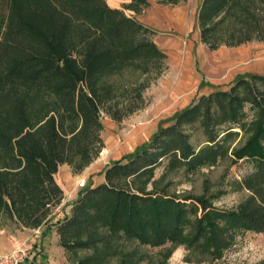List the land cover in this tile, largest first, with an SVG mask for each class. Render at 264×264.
Segmentation results:
<instances>
[{
    "label": "trees",
    "instance_id": "trees-1",
    "mask_svg": "<svg viewBox=\"0 0 264 264\" xmlns=\"http://www.w3.org/2000/svg\"><path fill=\"white\" fill-rule=\"evenodd\" d=\"M148 2L131 0L127 8L138 12ZM196 9L198 37L209 49L264 40V0H200ZM153 32L106 0H0V214L18 227L54 228L63 249H93L74 264L101 262L97 244L113 237L149 246L183 243L215 257L235 232H264V74L258 73L195 96L148 142L113 160L104 180L80 189L58 216L64 196L54 178L58 168L67 163L81 170L98 155L102 112L120 121L134 110L113 101L102 76L126 66L160 71L166 55ZM246 104L255 111L250 121ZM195 123L205 132L204 147L191 144L184 129ZM231 124L247 134L231 155L256 163L245 181L253 194L239 209L145 188L163 161L170 169L194 170L226 154V140L237 135Z\"/></svg>",
    "mask_w": 264,
    "mask_h": 264
},
{
    "label": "rangeland",
    "instance_id": "rangeland-1",
    "mask_svg": "<svg viewBox=\"0 0 264 264\" xmlns=\"http://www.w3.org/2000/svg\"><path fill=\"white\" fill-rule=\"evenodd\" d=\"M106 1L111 7H119L150 26L154 31L151 38L164 51L166 58L160 71L143 73L126 66L102 76L100 82L109 84L115 92L113 101L119 106L134 105V110L123 115L120 121L102 112L103 148L98 155L81 170L75 171L67 163H62V169L58 168L54 174L56 182L63 184L69 178L71 185L70 196L64 193L56 207L59 217L63 216L64 204L74 201L80 189L102 182L103 171L113 160L148 142L158 128L171 123L175 114L195 96L207 95L215 89L224 90L239 74H264V40L253 39L237 46L223 44L215 49H209L200 41L194 23L200 0H185L176 5L149 0L147 6L138 12L127 8L131 0ZM244 112L245 121L255 117L249 104L244 106ZM230 126L237 135L226 140V154L194 170L183 166L170 169L163 161L155 167L152 177L144 184L145 188L149 190L155 185L180 198L202 195L220 209H239L253 194L245 181L255 173L256 163L247 157L233 158L231 149L240 147L247 134L235 124ZM184 129L191 144L197 148L206 146L205 132L198 123ZM81 180L85 181L83 186L79 185ZM98 232L107 233L104 228ZM0 236V254L20 249L24 244L31 246L26 251V264H74L94 253L91 248L63 249L54 228L18 227L4 214H0ZM97 249L104 256L96 264H260L264 262V232H235L229 246L215 257L199 253L183 243L149 246L125 236L113 237L106 245L99 242Z\"/></svg>",
    "mask_w": 264,
    "mask_h": 264
},
{
    "label": "built area",
    "instance_id": "built-area-1",
    "mask_svg": "<svg viewBox=\"0 0 264 264\" xmlns=\"http://www.w3.org/2000/svg\"><path fill=\"white\" fill-rule=\"evenodd\" d=\"M85 181L81 180L79 182L80 186H83ZM31 249L30 245H25L20 249H14L13 251L5 252V254H0V264H23L27 257V252Z\"/></svg>",
    "mask_w": 264,
    "mask_h": 264
},
{
    "label": "crops",
    "instance_id": "crops-1",
    "mask_svg": "<svg viewBox=\"0 0 264 264\" xmlns=\"http://www.w3.org/2000/svg\"><path fill=\"white\" fill-rule=\"evenodd\" d=\"M64 167V165L62 164V167L60 166V169H62ZM55 178H56V175L54 176ZM67 178V177H66ZM56 180H57V178H56ZM66 181H67V183H66V181H65V183H60L59 182V185H60V187L62 188V190H63V193H65V195L67 196L68 195V197L70 196V190H71V185L68 183V180H69V178H67V179H65ZM58 181V180H57ZM2 238H1V236H0V241H2L1 240Z\"/></svg>",
    "mask_w": 264,
    "mask_h": 264
}]
</instances>
